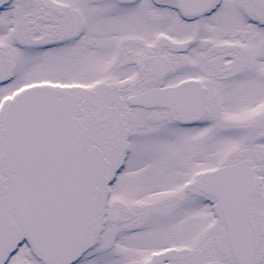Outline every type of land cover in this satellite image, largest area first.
<instances>
[{"label":"snow or ice","instance_id":"obj_1","mask_svg":"<svg viewBox=\"0 0 264 264\" xmlns=\"http://www.w3.org/2000/svg\"><path fill=\"white\" fill-rule=\"evenodd\" d=\"M0 264H264V0H0Z\"/></svg>","mask_w":264,"mask_h":264}]
</instances>
